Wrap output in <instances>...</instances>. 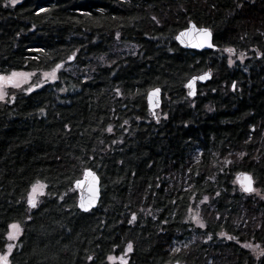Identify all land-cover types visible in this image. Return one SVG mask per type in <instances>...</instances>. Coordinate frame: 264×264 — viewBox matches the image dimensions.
<instances>
[{"label": "trees", "instance_id": "obj_1", "mask_svg": "<svg viewBox=\"0 0 264 264\" xmlns=\"http://www.w3.org/2000/svg\"><path fill=\"white\" fill-rule=\"evenodd\" d=\"M189 22L215 50L175 42ZM227 48L248 58L230 66ZM57 64L56 82L0 102V254L21 226L9 264H121L108 257L129 243L125 264H264V200L238 184L264 192V0H0V75ZM87 169L100 200L83 213Z\"/></svg>", "mask_w": 264, "mask_h": 264}, {"label": "rangeland", "instance_id": "obj_2", "mask_svg": "<svg viewBox=\"0 0 264 264\" xmlns=\"http://www.w3.org/2000/svg\"><path fill=\"white\" fill-rule=\"evenodd\" d=\"M118 49H119L120 52H123V53H126V54H128V53H130V54L133 53L134 54L137 51V48L135 46L127 45V44L126 45L125 44H120V47ZM226 58L228 59V64H229V60H231L232 63L229 64L230 66L231 65L235 66V63H237V62L243 63L246 60V58H248V54H245V53H241V54L237 53V54H235L234 51H232V52H227L226 53ZM100 60L104 61V58L103 59L101 58ZM69 67L70 66L65 67L64 68L65 71L70 72L73 75H76L77 74L76 70L74 68H69ZM51 72L52 71H50V72H44V71H32V72L18 71V72H15V73H18V74L22 73V74H25V75H18L17 77L14 78L16 81L19 82V86L18 87H15V86H12L10 84H7L6 82H0V86H2L3 92L5 93L4 98L0 99V102H3V101H5L8 98H11L12 95H15L17 93L26 94V93H29L30 91L35 90V89H39L42 86H45L46 84H50V83L56 82L57 73H55V76H56L55 79H51L50 76L45 75V73H51ZM11 73H13V72H11ZM10 74L3 75V76L7 77V76H10ZM29 89H31V90L29 91ZM64 91L65 90L63 89L61 92H64ZM156 114L159 115V111H157ZM241 180L240 179L238 180V184H239L240 187H242L241 186ZM252 189H253V191H250L251 193L255 194L261 200H264V192L259 191V189H257V188L255 189L254 186L252 187ZM43 193H44V188L42 190V193H38L36 195V203L38 202L39 198L43 195ZM27 199H28V196H27ZM188 215H189L190 221L193 222L196 226H200V223L203 224L202 218L200 217L199 211L192 209L189 212ZM193 216L196 217V220L193 219ZM197 220L200 223H197ZM20 229H21V226H20ZM20 233H21V231H20ZM20 233L16 236V238L14 240H9L7 238L8 244H12V246H13L11 251H8V249L6 247V251L5 252H8V257L11 254V252L13 251V249L15 248ZM129 253H130V251H126L125 250L124 253L119 255V256H112V257H115L117 259H114L112 261L109 260V262L110 263H116V262L121 263L120 259H118L120 257H123L124 262H126V260L128 259ZM0 255H2V254H0Z\"/></svg>", "mask_w": 264, "mask_h": 264}, {"label": "snow or ice", "instance_id": "obj_3", "mask_svg": "<svg viewBox=\"0 0 264 264\" xmlns=\"http://www.w3.org/2000/svg\"><path fill=\"white\" fill-rule=\"evenodd\" d=\"M10 3L12 4H15L16 3V0H10ZM153 19H155V17H153ZM196 29V26L191 24V22H189V29H186L184 32H181L176 38L178 40H181L182 37L184 36H187L189 34L190 31L192 30H195ZM200 36L202 37V42H199L197 44H195L194 46L195 47H203V44L204 43H207L208 41V38L210 37V32L208 29L206 28H201L198 30ZM209 47H212L211 44L208 45ZM225 51L227 52H232L233 49L231 48H227L225 49ZM69 59H72V57H69ZM231 60H229V64H231ZM61 67L60 64H57L56 67L52 70L51 73H45V75L47 76H50L51 79H55L56 76H55V73H56V70L59 69ZM18 75H25V74H18V73H11L10 76H3V75H0V82H6L7 84H10L12 86H15V87H18L19 86V82L16 81L14 78L17 77ZM208 76V73H204L202 76L200 77H193L192 80H190L188 82V84L186 85V87H188L189 89H191L193 87V81H195L196 79H200V80H203L205 79L206 77ZM235 86V85H234ZM31 89H29L30 91ZM155 92H158L159 89H156L154 90ZM192 91H189V95H192ZM4 95L5 93L3 92V89H2V86H0V99H3L4 98ZM150 99H151V96L153 95V93H150ZM111 127L108 128V131L111 132ZM88 175H92L91 173H88ZM241 176H243V180H241V186H242V189L246 192H250V191H253L252 189V180H251V177L248 176L247 174H239ZM94 179V177H93ZM45 186L43 184H41L39 181H37L36 183H34L32 186H31V191L29 192L28 194V199H27V202L29 204L30 207H36V195L38 193H42V190ZM207 199V198H205ZM91 203H92V200H89L87 203L82 199L81 200V203H80V207L82 209H84L85 211L88 210V207L91 206ZM133 219H135V216L133 215ZM193 219L196 220V217L193 216ZM132 221L130 220L129 223H131ZM197 223H200L198 220H197ZM200 226L203 227V224L200 223ZM21 229H20V226L19 224L17 223H12L9 225V231L7 233V238L9 240H14L16 238V236L20 233ZM246 247L249 246V245H245ZM12 244H8L7 245V249L8 251H11L12 249ZM132 250V245L131 243H129L127 245V249L126 251H131ZM176 251H179V249H176ZM89 259H91V257H89ZM114 259H117L115 257H112V256H109L108 257V260L112 261ZM120 259L121 261V264H125L124 260H123V257H120L118 258ZM0 264H9L8 262V252H5L4 254L0 255Z\"/></svg>", "mask_w": 264, "mask_h": 264}, {"label": "water", "instance_id": "obj_4", "mask_svg": "<svg viewBox=\"0 0 264 264\" xmlns=\"http://www.w3.org/2000/svg\"><path fill=\"white\" fill-rule=\"evenodd\" d=\"M191 24H193V23H191ZM186 29H189V25H188V27ZM199 29H201V28L196 27V29L190 31L187 36H184V37L181 38V40H178L176 37L181 32H184L185 30L180 31L175 36L174 40L181 48H183L185 50H194V51L215 50V47L212 44L211 33H210V37L208 38L207 43H204L203 47H195L194 46L195 44H197L199 42H202V37L200 36V34L198 32ZM209 44H211L212 47H209L208 46ZM197 77H200V76H197ZM209 78H210V73L208 72V76L205 79H203V80L196 79L195 81H193V87L191 89H189L188 87H186V85L188 84V82L190 80H192V79H190L185 85V88H186V91H187V95L189 97H191V98L195 97L197 83L198 84H203L207 80H209ZM189 91H192L193 94L189 95ZM150 93H153V95L151 96V99H150V95H149ZM146 102H147V107H148L149 111L151 112V114L153 116H155V112L161 106L160 90L158 92H155L154 90L150 91L147 94ZM88 173H91L92 175H88ZM93 177H94V179H93ZM241 177H242V180H243V176H241ZM251 186L253 187V181H252V185ZM73 189L77 193L76 207H77V209L80 212L87 213V212H89V211H91V210H93V209H95L97 207V205L99 203V200H100V181H99V178L97 177V175L92 170H90V169L85 170L83 175H82V177L79 180H77V181H75L73 183ZM82 199L86 203L89 200H92L91 206L88 207L87 211H85L84 209H82L79 206ZM173 264H179V263H173Z\"/></svg>", "mask_w": 264, "mask_h": 264}]
</instances>
